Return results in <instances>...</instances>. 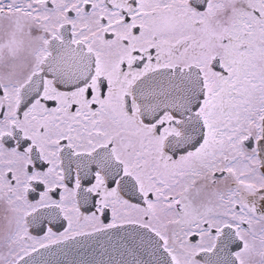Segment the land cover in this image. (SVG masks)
<instances>
[{
    "label": "snow or ice",
    "instance_id": "snow-or-ice-1",
    "mask_svg": "<svg viewBox=\"0 0 264 264\" xmlns=\"http://www.w3.org/2000/svg\"><path fill=\"white\" fill-rule=\"evenodd\" d=\"M0 264H264V0H0Z\"/></svg>",
    "mask_w": 264,
    "mask_h": 264
}]
</instances>
